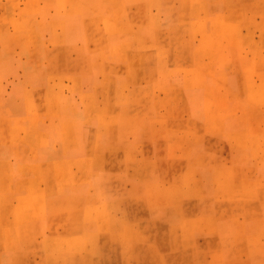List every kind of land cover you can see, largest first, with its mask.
Returning a JSON list of instances; mask_svg holds the SVG:
<instances>
[{"label": "rangeland", "instance_id": "rangeland-1", "mask_svg": "<svg viewBox=\"0 0 264 264\" xmlns=\"http://www.w3.org/2000/svg\"><path fill=\"white\" fill-rule=\"evenodd\" d=\"M67 4L62 0H0V39L6 42L2 49L10 45L9 49L20 50L25 43L33 49V42L23 41L28 38L24 35L45 29L36 24H45L47 8L55 18L69 9ZM136 6L151 11L144 19L149 46L131 39L126 27L111 28L109 14L97 12L99 2L87 3L86 15L100 18V26L90 28L92 38L97 39L90 45L105 56L102 68L118 72L124 86L116 92L109 89L113 81L106 74L69 80L77 87L94 81L102 85L86 92L85 127L92 138L97 133L107 138H102L101 146L87 142L85 171L60 167L53 174L55 184L79 177L86 182V210L59 199L47 207L45 191L39 188L28 187V193L19 198L15 211L22 222L28 216L47 219L46 228L39 229V249L32 254V262L264 264V75L245 77L247 82H261L259 91L209 90L203 92V106H190L191 98L192 104L202 103V92L184 90L195 79L224 88L242 77L209 74L198 64L197 73L194 68L182 73L179 86L172 73L175 47L173 42H163L179 32L167 29L157 39L155 26V14L162 9L184 12L183 23L190 19L188 28L197 38L199 53L205 51L204 41L214 35L225 42L240 41L241 36L251 39H243L251 46L253 40L261 41V58L255 64L264 72V0H141ZM54 21L51 29L59 32ZM111 34L117 43L110 41ZM53 36L49 46L60 51L59 35ZM111 46L118 50V58H110ZM231 46H225L226 54L217 66L225 72L231 66L228 57L235 61V54L228 53ZM176 55L181 58L184 51ZM159 67L164 69L160 73ZM131 79L133 105L126 101ZM55 81L62 80L55 76ZM229 93L232 99L227 106ZM114 94L123 99L121 103L108 101ZM95 178L102 184L101 195ZM57 186L55 191L62 188ZM29 194L36 199L34 211L23 198ZM82 229L85 235L79 234Z\"/></svg>", "mask_w": 264, "mask_h": 264}, {"label": "crops", "instance_id": "crops-1", "mask_svg": "<svg viewBox=\"0 0 264 264\" xmlns=\"http://www.w3.org/2000/svg\"><path fill=\"white\" fill-rule=\"evenodd\" d=\"M62 1L68 3L69 9L54 18L53 13L47 8L45 24L40 25V22L36 24L37 27L45 29H37L34 33L24 35L28 38L23 41L33 42V49L27 47L25 43L24 48L20 50L9 49L10 45L3 50L1 44L6 42L0 39V264H20L17 261L21 259H28L25 264H37L32 262V254L39 249V229L42 230V226L43 229L46 228L43 224L47 219L38 221V218L28 216L25 217L27 220L22 222L15 211L19 198L27 192L28 187L45 191L47 207H51L59 199L68 206L75 205L78 209L86 210V182H82V178L79 177L77 180L72 178L55 184L53 174L55 169L60 167L78 172L85 171L88 156L87 142L88 146H92L94 142L101 146L102 138H107L98 133L92 138V132L87 131L85 127L86 92H95L102 85L94 81L82 83L77 87L76 83H71L69 80L106 74L110 75L113 81L109 84V89L115 91L117 87L124 86V82L118 77V72H114L113 69L105 71L102 68L101 64L105 56L101 50H97V46L90 45L97 42V39L92 38L90 28L99 27L100 18L95 14L86 15V12H89L87 3L99 2L97 12L109 14L111 28L126 27L130 38L135 37L139 40V45L145 47L151 44V41L145 38L146 30H144L147 28L144 19L150 17L151 11L136 8V4L141 0ZM70 2L74 4H69ZM155 17L158 21L155 25L158 28L157 39H160L163 36L161 34L167 29H174L175 33L179 32L178 36L175 35L168 42L163 41L168 45L173 42L175 47L172 73L175 76L174 81L179 86L183 83L182 73L193 68L197 73L198 64L203 67V72L209 74L242 77L241 81L233 79L234 81L228 82L224 88L218 87L216 82L208 84L195 79L192 84L185 86L184 90L190 91L191 94L194 90L202 92L200 94L202 103L192 104L191 98L190 106H203L205 101L203 92L209 90L253 92L261 89V82L246 81L254 75H264V72H259L255 64V60L261 58L259 50L261 41L253 40L254 46H251L244 42L243 39L246 38L240 36L239 39L242 40H235L239 41L235 44V41L225 42L222 36L214 35L204 41L205 51L199 53L197 38L191 27L188 28L190 19L183 23L184 12L182 14L178 9H162L155 14ZM53 20L59 24L61 28L59 32L51 29ZM54 33L59 35L62 44V49L57 52H54L53 46H49L55 40ZM14 35L16 37L18 32L15 31ZM249 40L246 41H252ZM110 41L112 43L116 41L113 34ZM177 43H181L180 49ZM227 43L228 45L232 43V49L229 47L228 53L235 54V61L232 59L233 56L228 57L231 66L225 72L217 66L222 59L221 55L226 54L223 49L228 46ZM117 51L111 46V59L119 57ZM178 51L180 53L184 51L183 57L179 58L176 55ZM163 70V67H159L158 73ZM55 76H60L62 81H55ZM113 84L115 86H112ZM133 90L135 89L131 79V87H127L126 94L129 105L133 102ZM225 92L224 95L227 94ZM230 94L225 96L227 106L231 105L232 98L228 97ZM122 100L114 94L110 95L108 101L116 105ZM96 105L95 102L94 106ZM95 183L101 195L102 184L97 183V178ZM55 185L62 188L55 191ZM24 198L26 204L30 202L33 210L36 199L32 194ZM79 234L85 235V229Z\"/></svg>", "mask_w": 264, "mask_h": 264}, {"label": "bare ground", "instance_id": "bare-ground-1", "mask_svg": "<svg viewBox=\"0 0 264 264\" xmlns=\"http://www.w3.org/2000/svg\"><path fill=\"white\" fill-rule=\"evenodd\" d=\"M9 122V121H8ZM36 123V122H35ZM24 198V197H23ZM26 203H27V201H26Z\"/></svg>", "mask_w": 264, "mask_h": 264}]
</instances>
